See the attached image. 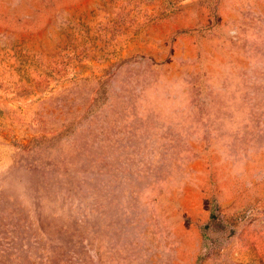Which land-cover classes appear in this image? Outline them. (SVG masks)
<instances>
[{"label":"rangeland","instance_id":"1","mask_svg":"<svg viewBox=\"0 0 264 264\" xmlns=\"http://www.w3.org/2000/svg\"><path fill=\"white\" fill-rule=\"evenodd\" d=\"M0 264H264V0H0Z\"/></svg>","mask_w":264,"mask_h":264},{"label":"trees","instance_id":"2","mask_svg":"<svg viewBox=\"0 0 264 264\" xmlns=\"http://www.w3.org/2000/svg\"><path fill=\"white\" fill-rule=\"evenodd\" d=\"M212 218H215V212H212Z\"/></svg>","mask_w":264,"mask_h":264}]
</instances>
